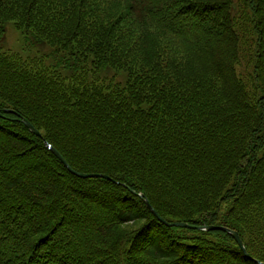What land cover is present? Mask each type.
Returning a JSON list of instances; mask_svg holds the SVG:
<instances>
[{
  "label": "trees",
  "instance_id": "16d2710c",
  "mask_svg": "<svg viewBox=\"0 0 264 264\" xmlns=\"http://www.w3.org/2000/svg\"><path fill=\"white\" fill-rule=\"evenodd\" d=\"M7 23L52 51L0 49V264H264V0H0Z\"/></svg>",
  "mask_w": 264,
  "mask_h": 264
},
{
  "label": "rangeland",
  "instance_id": "374dc122",
  "mask_svg": "<svg viewBox=\"0 0 264 264\" xmlns=\"http://www.w3.org/2000/svg\"><path fill=\"white\" fill-rule=\"evenodd\" d=\"M0 49L2 51L11 50L25 56L49 55L52 51V48L45 44H35L29 39H24L12 23L5 25V31L0 36Z\"/></svg>",
  "mask_w": 264,
  "mask_h": 264
},
{
  "label": "water",
  "instance_id": "95a60500",
  "mask_svg": "<svg viewBox=\"0 0 264 264\" xmlns=\"http://www.w3.org/2000/svg\"><path fill=\"white\" fill-rule=\"evenodd\" d=\"M23 123L36 135H38L37 131H35L33 129V127L27 122V121H23ZM51 151L52 153L61 161V163L68 169L69 172H71L72 174L78 176V177H81V178H92V177H95L94 175H84V174H80V173H76L74 172L70 167L69 165L67 164V162L61 157V155H59V153L52 149L51 148ZM100 177H103V176H100ZM148 209H150L155 215L156 213L153 211V209L151 208V206L149 205V203L147 201H145ZM173 226H176V227H182V228H192L190 226H188L187 224H173ZM198 230H220V231H223V232H226L228 233L229 235H231L233 237V239L235 240V242L237 243V245L240 247V249L242 250L243 253H245V248L241 242V240L239 239L237 233L233 232V231H230L226 228H222V227H209V228H196Z\"/></svg>",
  "mask_w": 264,
  "mask_h": 264
}]
</instances>
